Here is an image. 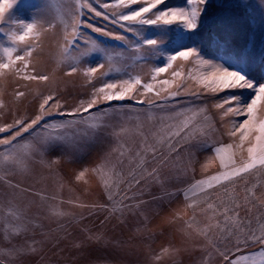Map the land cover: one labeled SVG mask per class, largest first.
I'll return each instance as SVG.
<instances>
[{"label": "rangeland", "instance_id": "obj_1", "mask_svg": "<svg viewBox=\"0 0 264 264\" xmlns=\"http://www.w3.org/2000/svg\"><path fill=\"white\" fill-rule=\"evenodd\" d=\"M146 2L16 0L0 21V63L10 65L0 69V140L21 131L17 121L47 113L0 144V264H264V166L243 174L242 193L233 190L238 177L198 186L231 170L216 148L232 144L237 163L247 158L249 142L241 151L231 136L246 116L228 109L246 107L256 89L213 90L202 81L222 66L264 84V0H164L145 14L196 9L195 29L120 20ZM29 48L25 67L15 58ZM185 48L199 55L155 73ZM41 75L48 79L28 78ZM137 77L124 99L99 92L110 83L121 91ZM94 98V107L71 115ZM240 207L249 218L238 219Z\"/></svg>", "mask_w": 264, "mask_h": 264}, {"label": "snow or ice", "instance_id": "obj_2", "mask_svg": "<svg viewBox=\"0 0 264 264\" xmlns=\"http://www.w3.org/2000/svg\"><path fill=\"white\" fill-rule=\"evenodd\" d=\"M164 0H147L146 4L144 6L139 7L138 10H133L129 14L121 15L120 20L125 22H134V25L139 26H155L158 23H162L164 25H171L173 23H181L188 29H195L197 27L198 21L197 17L199 16V12L196 9H193L191 12L185 11V10H169V11H159L158 14L155 15V18L147 17L145 14L151 13L154 9H157L158 5L162 4ZM16 3V0H5V3L0 4V21H3L4 15L8 9H11L14 4ZM119 3L123 5L125 3V0H119ZM130 4H136L137 0H129ZM200 4H206L207 0H199ZM89 8H91V5H87ZM108 5L106 4L105 7ZM92 11H96L94 8ZM97 15H101L100 12H96ZM81 19L77 18L74 20L72 25L73 34L76 33V28L81 24ZM51 26V25H50ZM131 27H129V30H131ZM24 31L21 35H19L18 39L20 41H24L26 37L33 32V30L36 28V23H27L23 25ZM95 31L102 32L103 30L100 28H96ZM106 35H111L110 33H104ZM118 39L123 40L124 37L120 36L117 37ZM75 41H73V44ZM141 43L148 47H159V42L156 39H145L141 41ZM94 50H99L96 48V46H93ZM6 51H10L7 50ZM31 55V48L27 52H24L21 55L16 56L17 61H21L24 63L25 67H27V61H25V56ZM193 55H199V53L194 48H185L184 50H180L176 52L174 55L169 57L166 64L162 67H158L155 69V73H164L168 70V67L171 66V61L176 60L178 57L182 58L184 60H187L190 56ZM11 59V57H9ZM99 67H103V65H98L96 68L89 69L88 74L95 73ZM10 65L9 63H0V69H9ZM77 71L76 67H71L69 69L68 75H71L72 73H75ZM173 75H177V73H173ZM29 79H40V80H47L48 77L46 75L41 76H30ZM155 79V76L153 77ZM203 83L206 85H209L213 87V90H225V89H235V88H255L256 91L251 99V101L246 105V107H236V108H229V112H235L237 115H245L246 119L243 120L242 123L238 124L233 131L231 132V136L234 138H238L239 143L236 145L238 150L243 151L244 149V143L245 141L249 142V146L246 149L247 152V158L244 159L243 156H241L240 162L237 163V160L235 159V153L230 151L233 148L232 144H229L227 146L218 147L215 149L216 155L220 157L221 164L224 167H228V165H232L230 171H224L220 173L217 176L211 177L209 181L207 182H200V185L203 186L204 184L207 185V187L211 188L213 186V183H220L222 181H229L234 178L240 177L243 174L251 172L253 169H256L258 166H264V116H257V105L264 101V84L257 85L253 81H251L243 72L241 71H235V70H229L228 68L219 66L216 67V70L209 76L203 78ZM141 81L137 77L135 78L134 82L131 81H125L124 87H122L121 91L113 93L111 90H114L117 88V85L115 83H110L104 85L101 89H99V92L104 93L103 99L105 101H112L114 99H124L130 92H133L135 90V87L137 84H140ZM165 84L168 83V81L164 82ZM143 87L147 91H151L153 88L152 84H145ZM105 89H108L109 91H105ZM156 95H159V93H156ZM172 96H175L176 93H171ZM52 97H48L44 104H41V109L43 110L45 104L48 103V100H51ZM231 102H235L237 100L236 97H231ZM96 99H92L88 104L87 107H84L83 104L81 105L80 109L75 110L71 115H76L79 111H85L87 112L89 109L94 107L96 105ZM151 102V101H150ZM47 113L41 111V115H38L35 119H33L30 123L27 125H23L22 121H17L16 124L22 125L21 131H18L15 133V136H20L21 132H27L29 129L33 128L34 125H36L40 120L43 119V117ZM13 125L7 126V128H11ZM95 127V126H93ZM6 131V128H0V132ZM253 133L255 135L253 136ZM15 136H13L11 139H5L0 140V144L5 145H11V140L15 139ZM27 147V146H26ZM7 159V157H6ZM225 160H227V164L225 163ZM83 172L80 173L81 176H83ZM227 259V258H226Z\"/></svg>", "mask_w": 264, "mask_h": 264}, {"label": "trees", "instance_id": "obj_3", "mask_svg": "<svg viewBox=\"0 0 264 264\" xmlns=\"http://www.w3.org/2000/svg\"><path fill=\"white\" fill-rule=\"evenodd\" d=\"M239 179L238 180H236V181H242L240 184H236L235 186H234V189L233 190H236L237 192H239V193H242L243 192V190H244V186L247 184V181H245V180H247V178L245 179V175H242V176H240V177H238ZM222 187H224V188H222V189H224V190H227L226 191V193H225V196H229V195H231L230 194V188H232L233 186H231L230 188H229V185H227V183H225V184H223L222 185ZM229 190V191H228ZM233 195V194H232ZM232 195H231V197H232ZM225 202H227V201H225ZM224 203V202H223ZM244 207H245V205H244ZM252 211V210H251ZM239 216H238V219L239 220H244V217H247V218H249V216L251 215V213H250V211H247V208H244V209H242L241 207H240V212H239V214H238ZM252 227V226H251ZM252 228H255V224H254V226L252 227ZM237 231V230H236ZM236 231L234 230L233 231V233H232V235L230 234L229 235V237H230V239L229 238H227V239H229V245L231 246V245H234V240L233 239H237L236 237H239V235H238V233H236ZM233 238V239H232ZM232 240V241H231ZM217 245H219L220 246V244H218L217 243ZM239 248V247H238ZM239 250V249H238ZM239 251H241V250H239ZM232 255H234L235 254V252H232L231 253Z\"/></svg>", "mask_w": 264, "mask_h": 264}, {"label": "crops", "instance_id": "obj_4", "mask_svg": "<svg viewBox=\"0 0 264 264\" xmlns=\"http://www.w3.org/2000/svg\"><path fill=\"white\" fill-rule=\"evenodd\" d=\"M262 206H263V208H264V204H262ZM261 209H262V207H261ZM263 210V212H264V209H262ZM260 222L263 224V222H264V218H261L260 219ZM261 247V246H260ZM259 248V247H258ZM256 249V248H255Z\"/></svg>", "mask_w": 264, "mask_h": 264}]
</instances>
